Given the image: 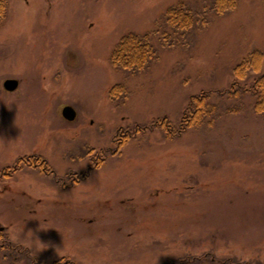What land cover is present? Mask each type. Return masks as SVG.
Wrapping results in <instances>:
<instances>
[{"label":"rangeland","instance_id":"rangeland-1","mask_svg":"<svg viewBox=\"0 0 264 264\" xmlns=\"http://www.w3.org/2000/svg\"><path fill=\"white\" fill-rule=\"evenodd\" d=\"M181 1L192 26L167 21ZM211 2L6 0L0 264H264V111L250 93L223 94L264 74V0H237L224 14ZM128 33L155 50L142 69L110 61ZM256 50L259 69L243 81L234 69ZM6 78L19 81L15 91ZM201 95L220 108L185 126ZM64 105L75 120L62 117ZM126 129L125 146L62 187ZM33 155L49 173L25 165Z\"/></svg>","mask_w":264,"mask_h":264},{"label":"trees","instance_id":"trees-1","mask_svg":"<svg viewBox=\"0 0 264 264\" xmlns=\"http://www.w3.org/2000/svg\"><path fill=\"white\" fill-rule=\"evenodd\" d=\"M6 0H0V22L3 21L5 17V9H6ZM237 6V0H212L211 2V10H213L216 14H224L230 10L235 9ZM190 7V6H189ZM185 2H178V4L171 6L167 12V21L170 24H177L180 28H185L188 26H192L193 14L191 7L189 8ZM155 50L153 46L149 43V40L145 37H139L137 34L128 33L125 34L119 41L118 45L115 46L114 50L110 55V61L114 67L124 68L128 70H139L142 69L155 58ZM261 57V52L256 50L254 52V57L251 60H244V62L238 64L234 69L236 76L239 79L246 80L248 77H245L244 71L249 67H252L254 70L259 69V58ZM250 65V66H249ZM239 74H242L241 76ZM251 82L247 83V85L242 86V84L234 81L231 85V88L223 91V94H227L229 98H234L235 100H242L245 98L248 93L251 96H255L254 101V110L258 113L264 111V74L254 76L250 78ZM249 80V81H250ZM247 81V80H246ZM246 83V82H245ZM205 95V94H204ZM204 95L202 97L191 101L190 106L186 109L183 120L184 125L187 123H191L192 121H197L198 116H207L210 115L214 111H217L220 106L216 104L204 103L201 104L204 100ZM217 108V109H216ZM226 109H230V106H226ZM193 119V120H192ZM165 121V120H164ZM168 124V123H167ZM186 126V125H185ZM2 236L0 235V238ZM15 248L20 249V247L16 246ZM20 254H22L23 259L28 263H31V257L29 255L28 249H20ZM200 260V257H192V264H196V262ZM227 263L238 264L236 261L232 260L229 262V259H225ZM222 261V262H225ZM195 262V263H193ZM34 264V263H33ZM55 264V263H52ZM241 264H249L247 262H243Z\"/></svg>","mask_w":264,"mask_h":264},{"label":"flooded vegetation","instance_id":"flooded-vegetation-1","mask_svg":"<svg viewBox=\"0 0 264 264\" xmlns=\"http://www.w3.org/2000/svg\"><path fill=\"white\" fill-rule=\"evenodd\" d=\"M76 117H77V115H76ZM76 117H75V119H76ZM134 128L137 129L136 130V132H137L139 126L134 127ZM139 129L142 130L143 128L142 129L139 128ZM122 131H117L116 134L114 135V137L111 139L112 140V142H111L112 146L102 148V149L96 151L93 155H91V158L89 159L90 163L88 164L86 172L81 173V172L70 171L71 173L69 172L67 174V177L61 182L62 187L64 188V187L68 186V184L74 185L75 183L80 182L81 180H83L86 177V174H88L92 168L96 167L100 163L102 164V162H104V160H106V158L108 156H110V155L113 156V154L117 153L121 147L125 146L128 139L131 138L132 132L129 131L128 129H126L123 132ZM125 136H127L128 139ZM125 140H127V141H125ZM38 156L33 155L30 157H26L24 159L25 165H30V166L35 167V168L39 167L43 172L49 173V171L47 170L46 164L45 165L43 164V163H46V160L41 158L40 159L41 162H38V160H39ZM66 179H68V180H66ZM67 181H69L68 184H66Z\"/></svg>","mask_w":264,"mask_h":264},{"label":"water","instance_id":"water-1","mask_svg":"<svg viewBox=\"0 0 264 264\" xmlns=\"http://www.w3.org/2000/svg\"><path fill=\"white\" fill-rule=\"evenodd\" d=\"M19 85V81L15 78H6L2 83V86L7 91H15ZM61 111V115L64 119L72 121L76 117V111L70 105H65Z\"/></svg>","mask_w":264,"mask_h":264}]
</instances>
